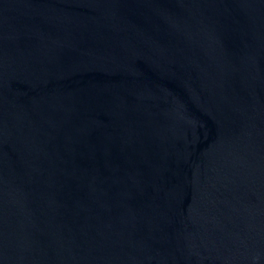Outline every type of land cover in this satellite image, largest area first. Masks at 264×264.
<instances>
[{"label": "water", "instance_id": "1", "mask_svg": "<svg viewBox=\"0 0 264 264\" xmlns=\"http://www.w3.org/2000/svg\"><path fill=\"white\" fill-rule=\"evenodd\" d=\"M0 264H264V0H0Z\"/></svg>", "mask_w": 264, "mask_h": 264}]
</instances>
